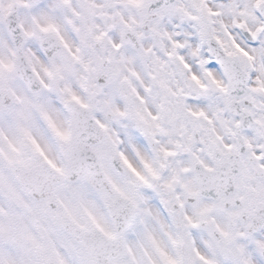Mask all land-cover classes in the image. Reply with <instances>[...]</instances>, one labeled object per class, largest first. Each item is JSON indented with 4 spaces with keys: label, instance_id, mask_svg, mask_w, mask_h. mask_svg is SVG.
I'll return each instance as SVG.
<instances>
[{
    "label": "clouds",
    "instance_id": "obj_1",
    "mask_svg": "<svg viewBox=\"0 0 264 264\" xmlns=\"http://www.w3.org/2000/svg\"><path fill=\"white\" fill-rule=\"evenodd\" d=\"M262 49L256 0H0V258L264 264Z\"/></svg>",
    "mask_w": 264,
    "mask_h": 264
},
{
    "label": "snow or ice",
    "instance_id": "obj_2",
    "mask_svg": "<svg viewBox=\"0 0 264 264\" xmlns=\"http://www.w3.org/2000/svg\"><path fill=\"white\" fill-rule=\"evenodd\" d=\"M257 5L259 6L261 3H264V0H256ZM23 7H29V5L27 4H23ZM11 7V6H9ZM34 7V6H33ZM51 27V25H49ZM253 36H255V33H252ZM243 51V49H241ZM262 51H264V49H262ZM245 54L247 55V53L245 52ZM258 83H260L258 81ZM260 90L264 91V83L260 84ZM73 99H76L75 96L72 97ZM17 121H18V127L20 132L23 135V138L26 139L27 141H29L32 146L35 148V150L40 154L41 157H43V159L50 165H52L53 167H55L54 164H52V161L48 158V156L45 154V152L43 151V149L40 147V145L37 143V141L34 139L33 135L31 134V132L28 130L27 127H25L23 124H19V121L24 120V114L23 113H18L17 114ZM44 118L48 121V125L51 128V130L61 139H67L68 133L66 130H61L57 123L54 122L48 115L47 113H44ZM9 145L10 147H12V151L17 153V157L15 160H13L10 157H5L6 159L9 160V163H23V160L20 157V150L18 148H16L15 146L12 145L11 141H9ZM162 151H167L165 149H162ZM121 158L124 159V162L126 164H128L129 162L127 161V159H125L123 157V155H121ZM129 167H132L131 164H129ZM261 167H264V163L261 164ZM57 171H59V169H57ZM133 171L135 172L136 170L133 168ZM137 175H139V173H136ZM153 175H155V173H153ZM141 179H143V177H140ZM210 186L216 187L217 191L220 190L219 185H215L212 182H210ZM190 195H197V193L195 191L190 190L189 191ZM207 211V206H205L204 208L200 209L201 213H204ZM191 222V221H189ZM105 235H108L109 237H111V233H105ZM226 235V234H225ZM173 243H175V241H173ZM37 247H39L37 245ZM153 247L155 248L156 252L159 253V256L161 257L162 260V264H179V262L174 259L173 257L169 256L161 247L160 245L156 242L153 241ZM259 248L264 251V244H260ZM196 256L199 258L200 261H202V264H214V262L212 260L207 259L205 256L201 255V253L197 250L196 251ZM146 255H148L146 253ZM0 264H16V262L12 259H4V258H0ZM58 264H64L63 260L58 261ZM110 264H119L118 260H113L110 262ZM147 264H154V262L152 261L151 256H148V260H147ZM243 264H250L249 261L245 260L243 261Z\"/></svg>",
    "mask_w": 264,
    "mask_h": 264
}]
</instances>
